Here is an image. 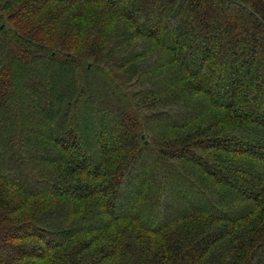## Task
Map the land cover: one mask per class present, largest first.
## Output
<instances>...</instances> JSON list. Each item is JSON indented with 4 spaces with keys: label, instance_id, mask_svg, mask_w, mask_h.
I'll return each mask as SVG.
<instances>
[{
    "label": "trees",
    "instance_id": "trees-1",
    "mask_svg": "<svg viewBox=\"0 0 264 264\" xmlns=\"http://www.w3.org/2000/svg\"><path fill=\"white\" fill-rule=\"evenodd\" d=\"M260 41L264 0H0V264H264Z\"/></svg>",
    "mask_w": 264,
    "mask_h": 264
},
{
    "label": "rangeland",
    "instance_id": "rangeland-1",
    "mask_svg": "<svg viewBox=\"0 0 264 264\" xmlns=\"http://www.w3.org/2000/svg\"><path fill=\"white\" fill-rule=\"evenodd\" d=\"M239 10L237 9V8H235L234 9V12H238ZM214 18L212 19V21H211V25H212V27L215 29V32H214V34H216V36L219 34V32L217 31V30H219L218 29V27H219V21H218V18H219V16L217 15V16H213ZM180 20H187V27H190L191 29H193L194 30V34H191V36L189 37L190 38V40L191 41H193V43L194 42H198L199 41V37H197V34L199 33L198 31H199V29L197 28V25H195V21H193V19L192 18H190V17H185V18H180ZM244 36V33H242V37ZM214 44H220V41L218 40L217 41V38H214ZM264 46V42L263 41H260V46H259V49H261L262 47ZM238 56V58H239V61L241 62V63H243V61H244V58L246 57V49L245 48H243L240 52H239V54L237 55ZM189 63V62H188ZM192 67H194V66H192ZM191 68V67H190ZM195 68V67H194ZM29 79L30 78H28V79H26V82H29ZM29 85V84H28ZM30 87H32L31 85H29ZM32 89V88H31ZM120 132V130H118V133ZM117 133V134H118ZM121 135V134H120ZM214 159H215V157H214ZM216 160V159H215ZM181 167H182V169H185L184 167H183V165H180ZM63 185L64 186H68L69 185V182H63ZM202 189H204V191H206V188L202 185ZM214 197H216V196H214ZM121 199L122 198H120L119 200H118V202H121ZM177 201V200H176ZM178 202V201H177ZM176 202V203H177ZM128 203V202H127ZM120 208H121V210H125L126 208H127V204H126V201L124 202V203H121L120 204Z\"/></svg>",
    "mask_w": 264,
    "mask_h": 264
}]
</instances>
